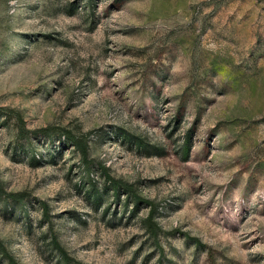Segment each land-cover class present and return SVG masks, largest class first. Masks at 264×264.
Masks as SVG:
<instances>
[{
    "label": "rangeland",
    "instance_id": "1",
    "mask_svg": "<svg viewBox=\"0 0 264 264\" xmlns=\"http://www.w3.org/2000/svg\"><path fill=\"white\" fill-rule=\"evenodd\" d=\"M9 257L264 264V0H0Z\"/></svg>",
    "mask_w": 264,
    "mask_h": 264
},
{
    "label": "trees",
    "instance_id": "2",
    "mask_svg": "<svg viewBox=\"0 0 264 264\" xmlns=\"http://www.w3.org/2000/svg\"><path fill=\"white\" fill-rule=\"evenodd\" d=\"M19 123L22 125V121H21V119L19 120ZM21 128H23V125L21 126ZM69 138H71L72 140H73V142H74V144L80 149V151H81V153H82V157L84 158V159H87V145H86V143L82 140V139H77V138H75V137H69ZM115 188H116V186H114ZM150 205H153V203H151V202H149V201H147ZM153 207L154 206H152V208H151V212L153 213ZM151 213V214H152ZM151 219H149V221H150ZM147 227H148V229H150V231H152V232H154V233H156V224L155 223H153L152 221H150L148 224H147ZM8 260H9V263L10 264H16V262L14 261V259H12L11 257H9L8 258Z\"/></svg>",
    "mask_w": 264,
    "mask_h": 264
}]
</instances>
